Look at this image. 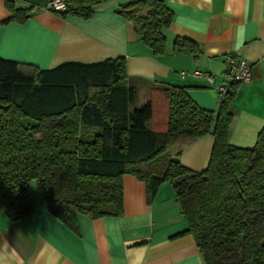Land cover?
Segmentation results:
<instances>
[{"label":"trees","instance_id":"trees-1","mask_svg":"<svg viewBox=\"0 0 264 264\" xmlns=\"http://www.w3.org/2000/svg\"><path fill=\"white\" fill-rule=\"evenodd\" d=\"M101 0H68L60 13L89 17ZM7 21L24 23L31 7L4 0ZM116 12L131 21L153 54L166 50L172 10L163 0H133ZM176 53L198 46L176 37ZM235 89L204 109L185 87L151 88L135 106L122 57L64 62L24 71L0 58V211L12 220L34 212L30 183L48 212L78 231L77 215L123 214L122 176L145 182L147 201L168 182L205 264H264V125L252 147L228 141ZM212 134L208 164L191 170L182 148Z\"/></svg>","mask_w":264,"mask_h":264},{"label":"crops","instance_id":"crops-1","mask_svg":"<svg viewBox=\"0 0 264 264\" xmlns=\"http://www.w3.org/2000/svg\"><path fill=\"white\" fill-rule=\"evenodd\" d=\"M129 1L101 0L85 18L53 13L47 10L48 0H16L19 7H31L27 21L18 23L7 21L11 13L0 0V58L32 72L64 62L122 57L126 82L140 105L151 88L169 85L185 87L198 106L215 110V86L225 81V55L238 56L252 64V76L249 82L233 83L228 141L252 147L264 125V0H163L173 16L161 55L153 54L133 23L116 12ZM176 37L195 43L198 53L174 52ZM194 70L201 74L192 76ZM212 145L210 133L190 141L182 148L180 163L205 169ZM122 188L121 216L91 219L78 214L77 232L48 212L41 198L33 197L34 212L19 220L0 211V264H205L192 235L179 234L187 223L168 182L151 202L145 182L134 175L122 176Z\"/></svg>","mask_w":264,"mask_h":264},{"label":"built area","instance_id":"built-area-1","mask_svg":"<svg viewBox=\"0 0 264 264\" xmlns=\"http://www.w3.org/2000/svg\"><path fill=\"white\" fill-rule=\"evenodd\" d=\"M68 0H48L47 10L53 13H62L67 9ZM181 75H185V72H181ZM201 73L197 70L191 72L192 76H199ZM225 81L217 84L215 89L218 93L223 94L232 83H244L249 82L252 76V64L243 58L234 56L231 54L225 55ZM207 79L212 82L213 78L206 75Z\"/></svg>","mask_w":264,"mask_h":264},{"label":"rangeland","instance_id":"rangeland-1","mask_svg":"<svg viewBox=\"0 0 264 264\" xmlns=\"http://www.w3.org/2000/svg\"><path fill=\"white\" fill-rule=\"evenodd\" d=\"M140 104H139V102H138V99H136V102H135V106H139ZM30 190H31V193H32V195H33V197L34 198H40V196H39V194H38V191H37V189H36V185H35V182L34 181H32L31 183H30Z\"/></svg>","mask_w":264,"mask_h":264}]
</instances>
